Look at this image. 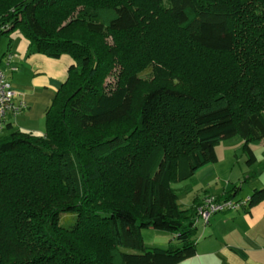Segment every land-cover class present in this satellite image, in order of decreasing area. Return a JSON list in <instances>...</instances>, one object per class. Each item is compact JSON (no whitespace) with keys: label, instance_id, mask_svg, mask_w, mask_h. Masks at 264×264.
Instances as JSON below:
<instances>
[{"label":"trees","instance_id":"1","mask_svg":"<svg viewBox=\"0 0 264 264\" xmlns=\"http://www.w3.org/2000/svg\"><path fill=\"white\" fill-rule=\"evenodd\" d=\"M10 1L11 9L0 13V40L7 37L8 48L17 31L28 40V55H68L73 62L45 113L44 133L14 130L10 123L0 130V264H178L194 256L196 208L211 194L185 208L172 183L215 162V145L234 133L243 140L246 164L256 161L254 146L264 140V110L257 106L264 95V2L176 1L174 20L181 29L195 25L193 43L229 55L227 63L209 65L217 91L194 96L175 88L169 69L156 64V84L143 108L157 100L191 101L187 116L159 112L142 128L82 142L76 128L117 121L131 109L143 77L127 67L126 55L131 58L129 35L140 25V11L130 0H90L78 17L52 31L42 12L54 15L62 0ZM249 12L259 20L247 26L256 39L240 50L231 22ZM103 36L115 39L114 46L101 44ZM116 59L124 68L111 85L106 80ZM122 171L129 176L125 204L110 190ZM233 188L236 194L239 187ZM228 194L214 197L245 201V211L264 201V187L244 199ZM144 228L170 232L178 244L147 246ZM18 252L6 259L5 253Z\"/></svg>","mask_w":264,"mask_h":264},{"label":"rangeland","instance_id":"2","mask_svg":"<svg viewBox=\"0 0 264 264\" xmlns=\"http://www.w3.org/2000/svg\"><path fill=\"white\" fill-rule=\"evenodd\" d=\"M176 1L178 0H130L133 6L140 11V25L131 30L129 35L131 58L126 55L129 58V60L126 58V65L131 67V71L139 73L143 80L135 89L131 109L125 117L90 129H75L77 138L82 142L93 141L112 134H126L135 127L142 128L143 120L146 119L147 121L150 116L159 112L168 111L167 114L170 113L176 117L178 114H181L182 117L187 116L191 110V101L157 100L152 106L143 108L146 95L156 84V79L152 75V67L156 64H162L169 69V82L175 88L190 92L194 96H206L217 91L218 87L215 84L217 79L215 81L212 79L209 65H217L216 62L227 63L230 59L229 55L226 53H208L200 50L193 43L190 36L195 30V25L181 29L174 20L172 9L176 6L174 4ZM260 1L264 2V0ZM85 2H90V0H62L58 8L54 10V15H51L50 12L47 14L49 9H45L42 16L47 26L55 31L71 19L78 17L82 4ZM10 3V0H0V13L9 11L11 9ZM253 14L249 12L247 18L241 15L231 22L240 50L247 44V41L251 42L256 39L254 38L256 36L255 30L251 27L248 28L252 24L257 25L259 23ZM12 39L8 48V38L2 37L0 50L4 48L5 53L12 55V60H18L19 53H22L24 48L22 43L25 42L26 45L28 40L17 31L13 33ZM113 40L115 39L110 36H103L100 41L101 44L113 45ZM3 55L0 54V57ZM8 55L2 58L3 63ZM115 62V67L106 80L111 85L116 82L120 70L119 78L121 79L122 67L124 68V64L118 63L121 60L116 59ZM1 66L3 67V64ZM4 70L10 79L12 73L5 67ZM257 106L264 110V95H262L261 104ZM242 143L243 140L239 133L221 139L215 145V162L204 165L190 177L173 182L172 187L178 195V203L186 208L196 198H203L206 191L219 198L223 189L229 191L234 189V186L241 188L235 196L237 199L247 197L248 189L254 188L251 187L253 180L245 182L244 179L253 175L257 176L258 179H264V143L254 146L256 161L251 165L246 164ZM123 172L122 175H117L110 188L119 195V199L116 201L119 204H125V196L128 192L129 176L127 172ZM142 239L147 246L169 247L178 244V240L173 237L172 233L152 228L142 229ZM122 250L136 252L128 248H122ZM5 254L8 260L17 258L19 252Z\"/></svg>","mask_w":264,"mask_h":264},{"label":"crops","instance_id":"3","mask_svg":"<svg viewBox=\"0 0 264 264\" xmlns=\"http://www.w3.org/2000/svg\"><path fill=\"white\" fill-rule=\"evenodd\" d=\"M24 43L19 59H13L19 67L10 71L8 79L18 93L15 101L23 99L27 106L17 115H8L3 126L10 123L14 130L42 134L45 113L73 61L68 55L57 59L43 54L28 55V44ZM3 49L1 55L5 53ZM3 57H0L1 63ZM256 177H246L249 180L245 182L253 180L251 187L254 188L264 186V179ZM254 188L248 189L247 197ZM228 193L232 199H237L238 192L234 194L228 189H223L219 198L227 197ZM197 227L195 255L178 264H264V201L252 205L248 211L239 209L212 214L207 223L199 222Z\"/></svg>","mask_w":264,"mask_h":264},{"label":"built area","instance_id":"4","mask_svg":"<svg viewBox=\"0 0 264 264\" xmlns=\"http://www.w3.org/2000/svg\"><path fill=\"white\" fill-rule=\"evenodd\" d=\"M2 64L3 67L1 66ZM4 67L11 72L17 70V67L12 63V56L9 55L4 63L0 62V129L8 115H17L27 106L23 99L15 101L18 93L8 79ZM244 204L245 201L239 202L231 199L218 201L214 196L207 195L196 208L194 223H207L212 214L229 210H239Z\"/></svg>","mask_w":264,"mask_h":264}]
</instances>
